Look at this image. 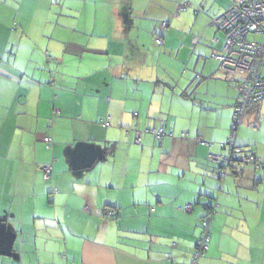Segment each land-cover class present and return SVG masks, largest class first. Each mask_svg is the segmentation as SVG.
<instances>
[{
    "label": "crops",
    "instance_id": "crops-1",
    "mask_svg": "<svg viewBox=\"0 0 264 264\" xmlns=\"http://www.w3.org/2000/svg\"><path fill=\"white\" fill-rule=\"evenodd\" d=\"M52 1L0 0V264H194L209 207L215 213L199 264L236 258L243 244L250 245L244 253L255 256V264H264V168L241 165L217 187L213 171H129L125 165L136 152L155 156L156 140L147 132L143 149L133 144L137 131L149 125L165 128L162 156L181 153L200 165L205 156L225 154L222 142L230 135L238 92L236 79L213 56L224 35L212 20L231 0L216 14L198 6L193 16L190 3H175V17L183 10L184 19L191 17L186 28L180 25L185 33L179 48L192 52L181 55L196 62L197 73L170 100L168 87L178 76L147 72L158 53L151 56L140 34L147 29L162 39L159 45L155 38L158 46L171 48L160 34L171 23L164 11L155 12L170 0H98L96 20L80 29L78 18L50 26ZM154 14L160 27L143 23L156 21ZM189 28L195 33H186ZM69 29L90 33L89 39ZM66 66L71 74H64ZM212 78L218 87L209 97L213 104L199 107L192 83ZM213 105L220 111L204 119ZM261 106L258 118L241 125L237 145L264 158V139L243 129L264 128ZM46 165L53 168L49 180Z\"/></svg>",
    "mask_w": 264,
    "mask_h": 264
},
{
    "label": "rangeland",
    "instance_id": "rangeland-1",
    "mask_svg": "<svg viewBox=\"0 0 264 264\" xmlns=\"http://www.w3.org/2000/svg\"><path fill=\"white\" fill-rule=\"evenodd\" d=\"M97 1L98 0H53L52 1L53 4L51 5L52 14H51V18L49 19L50 26H54L57 24H62L63 26H67L69 23H72V22L74 23L75 18H78L79 20L78 29H80V27H83V26L86 27L87 24L93 23V21H95L97 18V17L92 16V13L93 12L95 13L97 9ZM155 1L158 5H162L165 2V0H155ZM229 1L230 0H183L182 4L187 2V3H190L191 6H194V7H189V9H187L189 12H192L190 13L191 15L192 14L194 15V9L198 8V6L203 7L204 9H206L205 11L210 12V14H216V12H218V9L225 8L229 4ZM166 3L167 4L169 3V4L168 5L166 4L164 10L160 9L155 12L156 13L159 12V14L162 15L164 11L165 13L164 20L171 23L170 25L171 28L170 27L168 28L160 27L161 21H159L157 14L153 15L154 18H157L156 21L153 20L152 22H149L147 20H144L143 23H151V27L152 25H155L156 23L159 24L160 29H162L160 34L166 39L168 38L167 45H169V47L171 48L164 47V46L162 47L158 46V44L154 41L156 36L155 35L153 36L152 34L150 35L147 29H146V32L141 31L140 34H141L143 43L148 44L147 48L151 50L152 52L151 56H155L156 52L158 53L156 55L157 59L155 63L153 65L149 64L147 72L151 74L152 73L159 74L160 77H163L165 74L168 77L170 76V73L178 76L176 84L172 87H168V93H167V96L165 97V100H170L172 99L170 94L173 95V92L175 89L178 90L181 87L184 88L185 86H188L189 83L192 82V80L196 77L197 72L195 71L196 62L191 61L192 63L191 62L189 63L188 58L185 57V53L191 54L192 52L188 48H185L184 50L179 48L182 42L181 41L182 37L185 33V31L181 29L180 25L186 28L185 26L188 23V21L191 20V17L189 15V17L184 19L183 16L186 10H183V12L181 13L183 15V16L181 15L182 17L181 16L175 17V13L178 9L175 3H179V0H170L169 2H166ZM74 9L79 11L78 15L74 11H71ZM140 15H144V14L141 13ZM137 17L139 16L137 15ZM99 18H101V16ZM65 30L67 29H64V31ZM69 32L71 34L79 35L80 37H85V40L89 39V37L86 36V34L90 35V33H81L78 31L76 32L74 29L73 31L72 29H69ZM63 33L69 34L68 32H63ZM186 33L194 34L195 32H191L189 28L186 31ZM149 36H150V39H149ZM218 38L220 39V44L218 48L219 50H221V47L223 45V37L221 34H218ZM210 47H212V45H210ZM182 50L185 52L183 53L184 55L183 57L181 55ZM159 54L161 56L160 59H159ZM149 67L152 68V71H149ZM72 70L73 69H71L70 66H66L64 67V74L66 73L71 74ZM183 74H185L184 77H183ZM215 81L216 80L213 78L212 80L209 79L205 81H201L200 79H198L195 83H192L193 87H196V88L198 87V90L193 95V98L195 99L198 97L197 102L200 104L199 107L200 106L203 107L202 103L206 104V107L209 104H213V100H210L209 97L212 99L215 98L214 93L218 90L217 82ZM68 88H69L68 89L69 92H73L69 86ZM160 88H163V87H160ZM261 104H263L262 105L263 108L261 106V110H262L261 117H264V100L262 101ZM211 108L212 109H209L208 112L204 111V114H203L204 119H206V116H209V115L210 116L207 118L208 120L214 119L215 115L218 114V112L220 111V108L217 105H213ZM198 117L199 116L196 114L193 118V121L196 122V119H198ZM226 120L227 118L226 119L223 117L221 118V122L223 123V125L226 123ZM232 122H233V117H232V121L230 125L232 124ZM149 126H152V125H149ZM145 128L141 130H145ZM243 129L245 131V134H248L249 136L251 132L253 133L254 137L256 138L259 137V139H264L263 138L264 128L253 127V126L250 127V125L249 126L243 125ZM229 132H230V129H229ZM146 135H150L154 139V137L151 134L146 133L145 136ZM239 135H240V131H239L238 137ZM227 138H229V134ZM204 140L205 142L211 143L207 141L206 139ZM227 140L228 139L222 142V147L224 146L226 147L223 149L224 150L223 153H227L228 151L227 149L228 146L226 144ZM161 143L162 142L160 141L154 142L155 146L152 149H154L155 151V156H153L152 153L151 154L142 153V156H141V152L140 153L136 152L133 154V159L128 164H127V159H126L125 165L128 166V170L138 171V169H141V171H182L184 168H186L188 171H213L214 173H216V176L214 177L213 181L217 187H219L220 184L223 183L226 178L228 179L232 178V176H230L231 170L227 171L225 176H221V170L219 166L213 163L207 156H205V161L203 162V164H200V165L198 164L199 160L194 157L190 159V162L186 161L183 158L181 153H173V154L169 153L168 155L162 156L159 153V150L162 148L160 147L162 146L160 145ZM133 144L142 149H143V146L145 145V143L143 142L142 144L141 143L136 144L135 140H133ZM245 150H249V149L246 148ZM240 164L246 165V166L248 165V164H243V163H240ZM246 166H243V168ZM261 170L262 169H260V171ZM104 171H107V168H104ZM225 242L227 241L226 240L224 241V247H225V250L228 251L230 249L226 247ZM243 247H244L243 250L239 251V254L237 255L236 258L227 257V256L222 255L218 257L220 258L218 262H220V264H255L256 262H258L256 261L255 256L250 257L249 255H246L244 253L245 250H250V245L249 247H246V244H243ZM234 250L238 251L239 248H236Z\"/></svg>",
    "mask_w": 264,
    "mask_h": 264
},
{
    "label": "built area",
    "instance_id": "built-area-1",
    "mask_svg": "<svg viewBox=\"0 0 264 264\" xmlns=\"http://www.w3.org/2000/svg\"><path fill=\"white\" fill-rule=\"evenodd\" d=\"M212 24L223 32L224 45L221 51L216 48L213 56L216 57L221 67L235 78V89L238 92V100L235 105L234 118L230 128V135L226 142L228 151L225 154L210 155L211 160L220 166L221 176L233 166L243 164H254L255 167L264 168V158L242 150L237 145L238 131L242 124H249L250 117L258 118L260 114L261 101L264 99V0H231L225 12L216 16ZM200 37H195L193 42L198 43ZM156 42L163 43L160 37ZM214 45L218 39H213ZM138 112L135 113V116ZM255 123L256 118H255ZM104 126H110L105 122ZM144 132L151 133L156 141H161L166 131L163 127H147L145 131H137L136 143L142 142ZM45 141L51 144L52 138L46 137ZM44 178L52 177L51 165L43 167ZM57 188L54 191L57 192ZM192 206L188 204L187 209ZM215 210H211L201 222V233L194 252V264H199L207 250L210 240V227ZM108 216L115 212L108 210Z\"/></svg>",
    "mask_w": 264,
    "mask_h": 264
},
{
    "label": "trees",
    "instance_id": "trees-1",
    "mask_svg": "<svg viewBox=\"0 0 264 264\" xmlns=\"http://www.w3.org/2000/svg\"><path fill=\"white\" fill-rule=\"evenodd\" d=\"M151 127H153V126H151ZM161 127H162V126H161ZM163 128H164V127H163ZM164 129H165V128H164ZM140 131H142V130H140ZM150 134H151V133H150ZM154 139H155V138H154ZM238 147H239V146H238ZM239 148L242 149V150H245V149H246V147H239ZM245 151L249 152L248 150H245ZM250 154H252V152H251ZM215 164H216V163H215ZM217 165H218V164H217ZM218 166H219V165H218ZM219 167H220V166H219ZM230 170L233 171V173H237V172L240 171L239 168H238L237 166H233L232 169L230 168ZM231 171H230V172H231ZM209 208L212 210L214 207H209ZM209 208H208V209H209ZM211 210H210V211H211Z\"/></svg>",
    "mask_w": 264,
    "mask_h": 264
},
{
    "label": "water",
    "instance_id": "water-1",
    "mask_svg": "<svg viewBox=\"0 0 264 264\" xmlns=\"http://www.w3.org/2000/svg\"><path fill=\"white\" fill-rule=\"evenodd\" d=\"M220 168V167H219Z\"/></svg>",
    "mask_w": 264,
    "mask_h": 264
}]
</instances>
